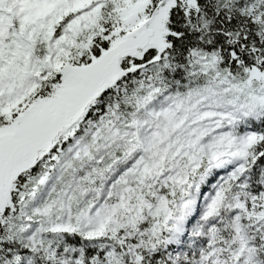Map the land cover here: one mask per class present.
<instances>
[{
  "label": "snow or ice",
  "instance_id": "obj_1",
  "mask_svg": "<svg viewBox=\"0 0 264 264\" xmlns=\"http://www.w3.org/2000/svg\"><path fill=\"white\" fill-rule=\"evenodd\" d=\"M0 264H264V0H0Z\"/></svg>",
  "mask_w": 264,
  "mask_h": 264
}]
</instances>
